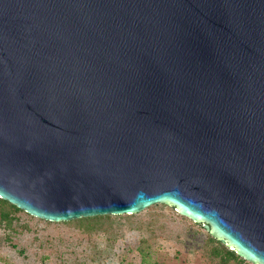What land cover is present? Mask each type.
Returning <instances> with one entry per match:
<instances>
[{
	"label": "water",
	"instance_id": "1",
	"mask_svg": "<svg viewBox=\"0 0 264 264\" xmlns=\"http://www.w3.org/2000/svg\"><path fill=\"white\" fill-rule=\"evenodd\" d=\"M0 197L163 202L264 264V0H0Z\"/></svg>",
	"mask_w": 264,
	"mask_h": 264
},
{
	"label": "rangeland",
	"instance_id": "2",
	"mask_svg": "<svg viewBox=\"0 0 264 264\" xmlns=\"http://www.w3.org/2000/svg\"><path fill=\"white\" fill-rule=\"evenodd\" d=\"M0 215V264H255L221 258L202 225L169 204L133 213L48 220L14 209ZM214 239H213V238Z\"/></svg>",
	"mask_w": 264,
	"mask_h": 264
},
{
	"label": "trees",
	"instance_id": "3",
	"mask_svg": "<svg viewBox=\"0 0 264 264\" xmlns=\"http://www.w3.org/2000/svg\"><path fill=\"white\" fill-rule=\"evenodd\" d=\"M4 203H8L12 208L14 209H20L15 204L7 201L6 199H3L0 197V206L4 205ZM0 215L2 218L9 220L10 219V211L7 209H1ZM213 238V237H212ZM214 239V238H213ZM216 241V245L214 246L215 252H217L221 258V263H224L227 259H238L239 255L231 248H228L225 244H223L221 241L214 239ZM242 258V257H241Z\"/></svg>",
	"mask_w": 264,
	"mask_h": 264
}]
</instances>
